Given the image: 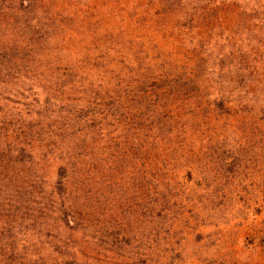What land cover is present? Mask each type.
<instances>
[{"label": "trees", "instance_id": "1", "mask_svg": "<svg viewBox=\"0 0 264 264\" xmlns=\"http://www.w3.org/2000/svg\"><path fill=\"white\" fill-rule=\"evenodd\" d=\"M0 4L19 20L0 46V264H232L200 260L211 218L187 162L218 129L264 132V70L177 57L264 23V0ZM241 48L227 68L264 45Z\"/></svg>", "mask_w": 264, "mask_h": 264}, {"label": "rangeland", "instance_id": "2", "mask_svg": "<svg viewBox=\"0 0 264 264\" xmlns=\"http://www.w3.org/2000/svg\"><path fill=\"white\" fill-rule=\"evenodd\" d=\"M4 6L0 4V46H6L9 37L12 39L13 25L19 21ZM100 12L102 17L99 19L111 20L108 9ZM110 22L117 24L118 19L113 17ZM233 26L224 34L217 29L208 32L205 42L185 40L181 56L177 57L181 61L180 67L190 68L188 64L193 61H189L198 56L197 52L208 61V68L212 70L219 69L221 63L225 69L264 70V50L249 58L251 68H227L236 64L231 57L235 44H243L241 54L245 57L248 56L247 45L249 49L264 45V23L252 24L251 28L242 24ZM107 41L110 42L108 38ZM200 44L209 45V48L205 50V47L202 52L197 49ZM245 124L246 127L240 126L234 131L216 130V138L223 143L205 144L193 150L187 162L190 163L187 166L195 169L193 176L198 179L192 182L201 185L197 195L211 218L204 232L213 235L200 260L216 256L232 264H264V132L251 133L253 123L251 128L248 123ZM47 174L51 175V171Z\"/></svg>", "mask_w": 264, "mask_h": 264}]
</instances>
